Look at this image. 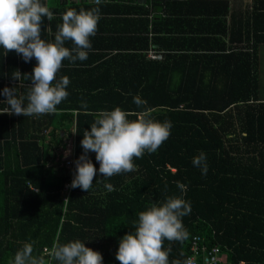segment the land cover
Listing matches in <instances>:
<instances>
[{
	"label": "trees",
	"instance_id": "16d2710c",
	"mask_svg": "<svg viewBox=\"0 0 264 264\" xmlns=\"http://www.w3.org/2000/svg\"><path fill=\"white\" fill-rule=\"evenodd\" d=\"M148 1L157 6L169 0ZM42 3L56 15L68 8L123 11L111 1L94 5L80 0L71 6L63 0ZM180 3L189 9L198 7L200 12L229 5L214 0ZM135 8L139 13L149 11L144 6ZM147 22L140 19L146 30ZM48 23L45 18L41 32L45 40ZM242 23L241 19L246 49L219 54L217 62L189 54L148 60L144 52L139 57L145 69L139 68L141 72L131 80L71 77L69 95L54 114H0V264H11L25 243H32L34 256L48 260L45 247L74 240L100 252L102 264H120L116 259L119 241L134 231L138 213L169 197H181L191 205L190 214L181 218L188 238L164 241L163 247L170 249L169 264H186L196 236L202 238L201 244L219 245L233 264L241 260L264 264V98L259 71L264 0H254L245 26ZM3 55L0 48V93L6 86H16L17 95L25 96L31 81L19 84L11 73H31L37 61L33 57L25 62L14 51ZM136 96L146 103L138 107L133 102ZM4 100L0 95V109L7 107ZM116 107L132 113L129 120L147 110L155 121H171L169 138L156 152L134 158L135 171L110 178L99 173L96 154L90 151L87 155L97 169L91 189L87 193L71 188L65 199L64 187L71 183L75 167L71 171L62 163L51 164L62 156L65 135L71 134L75 122L77 160L84 154L83 133L90 130L96 114ZM201 152L207 159L206 175L192 163ZM177 182L186 189L181 191ZM107 183L115 190L109 192ZM198 260L202 263L200 255Z\"/></svg>",
	"mask_w": 264,
	"mask_h": 264
},
{
	"label": "clouds",
	"instance_id": "9594fccd",
	"mask_svg": "<svg viewBox=\"0 0 264 264\" xmlns=\"http://www.w3.org/2000/svg\"><path fill=\"white\" fill-rule=\"evenodd\" d=\"M102 0H93L100 5ZM62 23L57 26L54 41L41 38L44 19H54V13L42 0H0V48L4 56L9 52L21 55L25 62L34 57L37 64L31 73H21L15 70L12 79L31 81L27 84L25 96L17 95V88L4 87L2 93L6 97L7 107L0 114L23 117L54 114L57 106L64 101L69 93L66 90L70 84L68 76L57 79V73L63 67L65 59L70 62L84 61L91 49L90 37L97 32L100 19L99 7L90 10L68 8L61 14ZM49 35H52L49 30ZM70 41L73 47H65ZM25 100L27 101L25 103ZM139 107L146 102L139 96L133 98ZM132 115L116 107L110 111H100L90 130L83 133L81 146L84 154L75 161V171L70 188H81L89 192L97 169L88 153L96 154L99 162V173L110 178L136 170L134 158H142L145 152H156L170 136L171 121L159 122L150 118L147 110L138 115L135 120H129ZM67 155V152H66ZM200 167L202 174H207L206 155L201 152L192 161ZM184 191L186 186L177 182ZM111 192V183L105 184ZM191 205L181 197H169L163 203L153 204L147 210L138 213V220L133 222L134 231L126 233L119 241L116 259L120 264H169V251L163 247L164 241H184L188 232L182 223V217L190 214ZM44 255L34 256L32 243H25L18 250L11 264H102V254L85 245L80 240L60 244L58 241L51 249H46ZM179 264V262H175Z\"/></svg>",
	"mask_w": 264,
	"mask_h": 264
},
{
	"label": "crops",
	"instance_id": "0c3cea01",
	"mask_svg": "<svg viewBox=\"0 0 264 264\" xmlns=\"http://www.w3.org/2000/svg\"><path fill=\"white\" fill-rule=\"evenodd\" d=\"M63 1L66 6H71L80 0ZM110 1L115 7L120 5L119 8L123 11L110 12L99 8L100 19L96 34L90 37L92 47L88 50V58L74 63L65 59L62 62L63 67L57 73V79L68 76L69 79L86 77L111 81L120 76L131 80L144 71V65H141L144 61L139 56L146 52V58L149 60L148 51L151 48L161 51L166 57L179 54L206 55L204 59L212 62L220 59L219 54L246 49L245 27H240V20H243L244 26L247 20L246 6L242 3L234 4L232 0H220V3L229 2L227 9L225 4L221 3L222 5L213 6L216 7L214 11L203 9V12H200L198 7L192 6L189 9L185 5L182 6V0H169L165 5L161 3L162 5L157 6L148 0ZM90 2L94 4L92 0ZM124 4L127 6L122 7ZM136 5L148 8V13L136 12L139 10L135 8ZM140 19H147V30L146 26L140 24ZM61 23V15L54 14V19L49 21L47 26L48 33L49 30L52 33L47 35V40L54 41L57 26ZM64 46L71 49L73 44L66 41ZM75 128L74 122L71 134L65 135L68 129L62 134L67 138ZM223 255L228 259L227 253L223 252ZM241 262L240 264H245L244 260Z\"/></svg>",
	"mask_w": 264,
	"mask_h": 264
},
{
	"label": "built area",
	"instance_id": "2783aa9c",
	"mask_svg": "<svg viewBox=\"0 0 264 264\" xmlns=\"http://www.w3.org/2000/svg\"><path fill=\"white\" fill-rule=\"evenodd\" d=\"M102 1H110V0H102ZM148 56L151 59H162L163 53L154 48H151L148 51ZM45 132H48V130H45ZM61 150L65 160V162H63L62 165H65L72 171L75 167L76 152H77V137H76L75 129L72 135L66 138L65 146H63ZM70 184H71L70 182H67L65 184L64 187V191L66 192L65 199H67V196L71 191V188L69 187ZM201 239L202 238H200V236L194 237V240L191 245L192 254L188 257L186 264H233L223 255V252L221 251V247L219 245L207 246L204 243L202 244L200 243ZM46 249L50 250L51 247H45V250ZM199 255L202 257V263H200V261L198 260ZM240 263L242 262L240 261Z\"/></svg>",
	"mask_w": 264,
	"mask_h": 264
},
{
	"label": "rangeland",
	"instance_id": "374dc122",
	"mask_svg": "<svg viewBox=\"0 0 264 264\" xmlns=\"http://www.w3.org/2000/svg\"><path fill=\"white\" fill-rule=\"evenodd\" d=\"M246 1L250 2V0H246ZM259 71H260L261 97L264 98V45L260 49ZM60 152L62 151L60 150ZM63 162H65V160H64V155L62 153V156H58V159L51 162V164L61 166V163L63 164Z\"/></svg>",
	"mask_w": 264,
	"mask_h": 264
},
{
	"label": "flooded vegetation",
	"instance_id": "af4514ba",
	"mask_svg": "<svg viewBox=\"0 0 264 264\" xmlns=\"http://www.w3.org/2000/svg\"><path fill=\"white\" fill-rule=\"evenodd\" d=\"M214 1H220V0H214ZM232 2L235 4L237 3H242L243 5H245V14L248 13V10H252L253 8V3H254V0H250V2L246 1V0H232Z\"/></svg>",
	"mask_w": 264,
	"mask_h": 264
},
{
	"label": "water",
	"instance_id": "95a60500",
	"mask_svg": "<svg viewBox=\"0 0 264 264\" xmlns=\"http://www.w3.org/2000/svg\"><path fill=\"white\" fill-rule=\"evenodd\" d=\"M42 143V142H41Z\"/></svg>",
	"mask_w": 264,
	"mask_h": 264
}]
</instances>
